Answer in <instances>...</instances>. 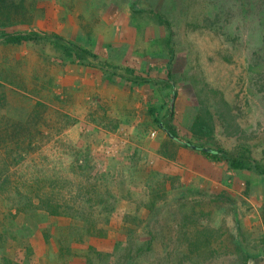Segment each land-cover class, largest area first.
<instances>
[{
	"label": "rangeland",
	"instance_id": "1",
	"mask_svg": "<svg viewBox=\"0 0 264 264\" xmlns=\"http://www.w3.org/2000/svg\"><path fill=\"white\" fill-rule=\"evenodd\" d=\"M28 31L107 70H171L183 140L197 93L220 92L243 133L211 107V146L264 160V0H0V35ZM172 92L50 41H0V264H264V175L162 130L149 109L163 117Z\"/></svg>",
	"mask_w": 264,
	"mask_h": 264
},
{
	"label": "trees",
	"instance_id": "2",
	"mask_svg": "<svg viewBox=\"0 0 264 264\" xmlns=\"http://www.w3.org/2000/svg\"><path fill=\"white\" fill-rule=\"evenodd\" d=\"M156 19L162 26H166L170 29V23L162 15L155 14ZM1 42L24 44L28 42L37 43L40 41H50L58 48H61L70 59H75L80 63H89L93 67H99L105 72H109L114 77H120L129 83L134 85H162L173 90L172 99L169 104L168 110L163 117H160L154 110L149 109L150 115L154 118L158 126L164 130L172 139L179 141L184 147L195 151L202 155L205 159L215 163H227L234 170H248L255 171L258 174L264 175V160L255 159L251 152L247 149L229 150L222 147H213L211 142L213 141L214 133V114L211 111V107L216 109V113L224 124V132L229 136H238L243 133L241 126L238 124L235 115L231 112L229 103L225 100L223 94L214 89H204L200 93H197V102L199 104L198 114L192 125L191 132L194 137V141H188L181 139L176 127L173 124L175 99L177 96L175 88V81L172 78L171 70L168 71L166 78H153L151 76L138 75L132 69L114 68L113 70H107L106 67H102L90 61H95L98 56L92 51L83 48L75 43H72L60 35L50 34L46 32L28 31V32H16V33H1ZM170 43V40H169ZM170 69V68H169ZM261 81H264V75H261ZM164 109V108H162ZM225 201L229 200L225 196L222 197ZM150 240L148 245H151L153 239V233L150 234ZM142 248L138 249L135 253L136 257L143 253ZM133 253L132 248H129L125 258Z\"/></svg>",
	"mask_w": 264,
	"mask_h": 264
},
{
	"label": "built area",
	"instance_id": "3",
	"mask_svg": "<svg viewBox=\"0 0 264 264\" xmlns=\"http://www.w3.org/2000/svg\"><path fill=\"white\" fill-rule=\"evenodd\" d=\"M156 133H153V136L155 135Z\"/></svg>",
	"mask_w": 264,
	"mask_h": 264
}]
</instances>
